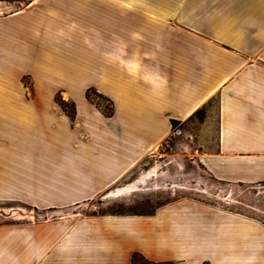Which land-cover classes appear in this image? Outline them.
<instances>
[{"label": "crops", "instance_id": "crops-1", "mask_svg": "<svg viewBox=\"0 0 264 264\" xmlns=\"http://www.w3.org/2000/svg\"><path fill=\"white\" fill-rule=\"evenodd\" d=\"M1 5L0 202L55 214L0 225V264H264L261 222L198 200L82 212L211 101L216 149L197 162L220 184L264 183V0Z\"/></svg>", "mask_w": 264, "mask_h": 264}, {"label": "rangeland", "instance_id": "rangeland-1", "mask_svg": "<svg viewBox=\"0 0 264 264\" xmlns=\"http://www.w3.org/2000/svg\"><path fill=\"white\" fill-rule=\"evenodd\" d=\"M14 7L7 5L4 12L8 9L14 11ZM214 111L215 102L211 101L190 120L176 126L172 136L152 155L106 194L86 204L82 212L150 214L162 205L187 198L254 218L264 225V183L254 186L220 184L212 180L196 160L198 154L216 149L217 120ZM53 214L55 212L34 211L17 202H0V225L39 220ZM148 262L137 258L134 264H150Z\"/></svg>", "mask_w": 264, "mask_h": 264}, {"label": "trees", "instance_id": "trees-1", "mask_svg": "<svg viewBox=\"0 0 264 264\" xmlns=\"http://www.w3.org/2000/svg\"><path fill=\"white\" fill-rule=\"evenodd\" d=\"M86 99L91 102L104 116L111 117L113 115V108H112V102L102 96L101 94L97 93L94 89H88L85 93ZM55 102L58 104V106L61 108L63 112H65L71 120L74 119V112H75V105L73 102H66L61 100L59 97L55 98ZM69 107H71V110H69ZM172 126L175 128L177 126V122L172 121ZM137 258L144 259L140 254L134 253L132 256L131 264L135 263V260ZM146 261V260H145ZM148 262V261H147ZM150 264H167V263H153L148 262ZM207 264V263H204Z\"/></svg>", "mask_w": 264, "mask_h": 264}, {"label": "water", "instance_id": "water-1", "mask_svg": "<svg viewBox=\"0 0 264 264\" xmlns=\"http://www.w3.org/2000/svg\"><path fill=\"white\" fill-rule=\"evenodd\" d=\"M99 203H101V202H99Z\"/></svg>", "mask_w": 264, "mask_h": 264}]
</instances>
